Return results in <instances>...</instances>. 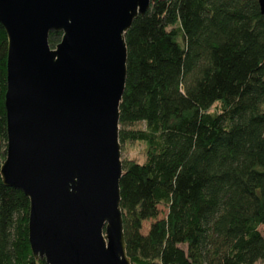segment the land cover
<instances>
[{
	"label": "trees",
	"instance_id": "16d2710c",
	"mask_svg": "<svg viewBox=\"0 0 264 264\" xmlns=\"http://www.w3.org/2000/svg\"><path fill=\"white\" fill-rule=\"evenodd\" d=\"M61 38L51 32L50 47ZM125 42L120 206L131 264H264L259 0H156ZM7 51L0 24V169ZM135 144L143 158L125 156ZM29 210L0 175V264H46L32 254Z\"/></svg>",
	"mask_w": 264,
	"mask_h": 264
},
{
	"label": "water",
	"instance_id": "95a60500",
	"mask_svg": "<svg viewBox=\"0 0 264 264\" xmlns=\"http://www.w3.org/2000/svg\"><path fill=\"white\" fill-rule=\"evenodd\" d=\"M155 1L0 0L8 39L0 175L29 199L36 260L131 264L120 206L125 33ZM51 32L62 33L55 48Z\"/></svg>",
	"mask_w": 264,
	"mask_h": 264
},
{
	"label": "rangeland",
	"instance_id": "374dc122",
	"mask_svg": "<svg viewBox=\"0 0 264 264\" xmlns=\"http://www.w3.org/2000/svg\"><path fill=\"white\" fill-rule=\"evenodd\" d=\"M142 150H143V147H138L137 144L132 145L126 150L125 156L128 155L129 157H139V156L142 157L143 156ZM149 225H150V222L145 223L144 232L148 230ZM257 264H261V263H257Z\"/></svg>",
	"mask_w": 264,
	"mask_h": 264
}]
</instances>
